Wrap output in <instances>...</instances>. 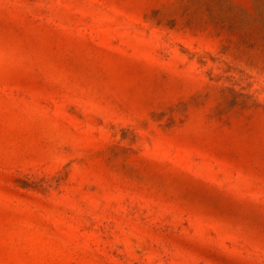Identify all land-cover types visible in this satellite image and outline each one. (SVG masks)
<instances>
[{
  "label": "rangeland",
  "instance_id": "374dc122",
  "mask_svg": "<svg viewBox=\"0 0 264 264\" xmlns=\"http://www.w3.org/2000/svg\"><path fill=\"white\" fill-rule=\"evenodd\" d=\"M0 264H264V0H0Z\"/></svg>",
  "mask_w": 264,
  "mask_h": 264
}]
</instances>
